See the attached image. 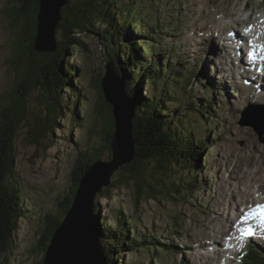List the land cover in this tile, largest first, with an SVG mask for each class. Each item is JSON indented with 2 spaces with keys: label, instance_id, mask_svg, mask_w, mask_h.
<instances>
[{
  "label": "rangeland",
  "instance_id": "obj_1",
  "mask_svg": "<svg viewBox=\"0 0 264 264\" xmlns=\"http://www.w3.org/2000/svg\"><path fill=\"white\" fill-rule=\"evenodd\" d=\"M222 2L225 3L226 0H143L139 7L143 11L138 12L141 16L139 14L135 16L140 21L139 24L144 25L143 29L148 30L151 26L142 24L141 19L145 18L146 21L159 22L162 27V30L159 31L162 40L161 49H164L167 54L172 49L174 50L175 58L171 60L173 64L179 62L181 68L188 67V69L194 65L200 66V69L205 67L207 69L205 78L218 85V88L214 87L219 105H217L216 111L218 113H215L213 123L219 125L220 129L214 132L208 130L212 142H210L206 151L208 159L203 157V166L201 167V169L204 167L202 173L205 178L203 175L202 178L205 182L202 190L195 192L194 198L187 197V199H184L178 197L176 202H169L167 199L159 202L154 197L145 194L140 202L138 201L140 197L137 188L134 189L131 184V187L120 190L115 187L114 190H116L111 193L112 197L110 199H99L102 192L98 194L96 199L97 206L101 207V215L109 221L110 227H115L116 220L122 211L129 216L128 223H131L135 228L132 231L133 233L144 237L154 232L159 241L174 243L181 249L179 253H176V251L171 253L167 249L160 248L163 257L160 264H226L225 261H228L227 264H229V261L236 260L237 258L233 257L231 251L238 250L239 246L235 247L228 242L223 245H219L218 242L209 243L203 235L205 231L206 235H211L207 234L209 232L206 227L213 226L212 224H215L220 218L224 221V227L228 228L237 215L238 211L234 201H226L222 206L216 205V203L220 202L221 204L227 196H235L238 199L243 186H246L245 183L243 186L240 185L239 178L252 166H254L253 169H259V163L251 165L244 161L247 155L251 152H257L258 157L264 160V133L261 135L243 116L250 105L258 106L260 110L263 109L255 100V102L252 100L253 98H250L252 101H249L240 89L235 91L231 79L232 73L238 75L236 74L235 64L239 61L246 64V50L239 60L232 61V53L227 47L228 37L226 39L223 37L228 34L225 33L220 37V31H216V33L213 32L216 36L211 38L212 32L206 34L204 33L206 31L200 28L203 24H206L203 25V29H210V23L214 26L212 23L213 18L209 23V19L204 17V13L213 11ZM259 2L252 5L258 6ZM20 7L19 0H0V115L4 111H10L11 102L21 94L25 93L28 96V90L26 91V89L30 86V83H27L26 86L21 78L24 69H18L16 65L19 58L25 57L24 48L28 45L27 34H30L26 28L25 17L28 16V11L23 14L24 18H19L18 14H22L19 11ZM262 8L264 9V5ZM262 8L256 10L261 9L262 11ZM30 13L32 15V12ZM262 16L260 14L259 20L256 22L250 19L257 29H261L260 21H264ZM18 18L20 19L19 22H17ZM244 18L242 17V19ZM225 21L226 19L224 21L220 20V26ZM232 21L237 20L228 22L232 24ZM249 25H251L250 22ZM223 26L229 27V23ZM238 28L233 29L235 31ZM173 32H177V34H173ZM232 38L231 36L230 39L233 40ZM142 39L146 41L150 38L145 36ZM217 42L220 46H226L229 51L226 50L229 61L221 57V59L219 57L213 58L211 55L210 51L213 50L211 48L216 49ZM85 43L88 46V51L82 50L72 56L73 63L79 70L80 91L86 97L82 107L84 114L81 113V120L78 125H75V122L72 121V107L75 101L70 90H65V98L71 106L64 104L65 114L62 116L61 121L57 120L58 129L54 132L48 131L42 140V145L35 144L29 135L30 125L31 122L34 123L35 117L40 119L47 117L50 96L47 94V90L44 91L45 88L40 87L30 90V96H25L28 107L27 121L21 126L15 141L17 159L14 169V182L21 192L24 201L23 209L27 211L32 209L31 216L34 219H29L26 214V218L23 217L18 221L17 231L13 233V250L0 257V264H43L45 251L42 252L38 247L40 233L41 230L45 229L46 223H52L58 216L59 205L64 200V196L69 194L72 186V175L77 172L79 166H84V161L89 158L90 154H99L103 157L101 160L105 161H109L112 157L111 151L107 149L108 145L105 142L106 134L111 132V128L106 127L109 113L100 108L101 112L98 108L100 94L94 84L95 79L98 81L100 77L102 79L107 73L106 47L105 43L95 36L87 39ZM244 43L246 42L244 41ZM183 44H187L186 47L192 49V56L188 59L184 56L183 47L185 46ZM215 54L220 56L218 47ZM220 62L229 71L224 68L222 71L219 70L218 64ZM209 67L211 68L209 69ZM201 75L202 73L199 71L196 75L197 78L191 81V90L198 92L196 98L199 99L202 98V95L203 97L210 96L201 87L199 81L202 78ZM257 79L264 83L258 77ZM96 80L95 82H97ZM221 80L224 83L223 87ZM182 84L183 87L177 90L180 94H183L184 88L187 87L184 82ZM231 87L232 89H230ZM171 88L174 87L171 86ZM149 89V85L144 81L141 90L144 92V90L149 91ZM224 89H226V92ZM221 90L225 93L221 96L220 102L218 93ZM246 95L250 96V91H246ZM182 103L181 108L180 102H172L169 106V110L174 113L172 114L173 117H181L184 113L189 118L185 106L188 105V109H190V105L194 104L189 100H184ZM254 104H257V106ZM197 105L200 107L199 103ZM177 109L182 111L175 113ZM206 125L208 126V123ZM203 126H205L204 123ZM1 129L0 117V144L4 139L3 137H5ZM82 152L84 153V160L80 162ZM92 157L96 158L98 156ZM177 172L174 176L175 183L180 182L179 177L185 179L187 175L181 170L179 173ZM156 179L161 178L157 176ZM156 179L153 180L155 185L157 183ZM160 184L162 185V182ZM182 196L184 197L185 194ZM258 196L257 194L255 197ZM211 232L213 234V231ZM202 242H204L203 247L205 249L201 248ZM211 245L217 248L208 250ZM253 245L256 247L255 243ZM263 248L262 252H264ZM215 251H218L217 255L220 254L222 258L213 255L212 253ZM148 254L147 249L136 254H128L125 251L117 261H122L125 264H144ZM147 263L150 264V259L147 260Z\"/></svg>",
  "mask_w": 264,
  "mask_h": 264
},
{
  "label": "trees",
  "instance_id": "obj_2",
  "mask_svg": "<svg viewBox=\"0 0 264 264\" xmlns=\"http://www.w3.org/2000/svg\"><path fill=\"white\" fill-rule=\"evenodd\" d=\"M19 1L21 4L19 11L22 14H18V17L24 18L23 14L28 11V16L25 17L26 28L30 34H27L28 45L24 48L25 57L19 58L16 65L18 69H24L21 78L25 85L30 83L26 89L28 96L30 90L39 87L45 88L44 91L47 90L50 96L47 117L45 119L35 117L34 123L31 122L29 135L33 142L42 145L47 132L58 129L57 120L61 121L65 114L64 104L71 106L65 98V90H70L75 101L72 107V121L75 125L79 124L81 113L84 114L82 107L86 97L80 91L79 70L73 63L72 56L82 50L88 51L85 41L95 36L105 43L107 65H113L118 76L126 82V92L136 99L138 110L132 131L133 139L137 144V159L120 170L111 186L102 191L99 199H110L111 193L116 189L131 187V184L134 189L137 188L140 202L145 194L159 202L163 199L176 202L178 197L194 198L195 192L201 187L196 175L200 172L202 157L211 141L209 129L203 126L202 121L204 118L208 121L215 113L214 102L211 103L203 95L200 99L196 98L198 92L191 90L190 81L185 83L187 87L184 88L183 94H180L177 90L182 88L184 81L177 77L183 75H176L175 79L168 77L161 62H151L153 59L145 55V46L149 43L144 42L143 35L139 32L147 31L152 38L154 30L158 31L161 27L157 22L149 30L141 28L140 21L135 16L139 11H143L139 8L143 0H68L67 5L61 10V22L57 28V49L54 52H38L35 48L39 24V0ZM19 18L17 22L20 21ZM141 23L149 24L145 18L141 19ZM95 80V88L100 94L98 108L109 113L106 127H110L111 132H106L105 142L108 145L107 149L111 151L114 132L111 107L104 100L101 77L96 80L97 82ZM144 81L149 85V91L141 90ZM26 95L21 94L13 100L10 111H4L0 115L1 132L5 135L0 144V257L13 250V233L17 231L18 221L27 216L29 219H34L30 214L32 212L23 209L24 201L14 182L17 159L15 141L21 126L27 121L26 97L28 96ZM184 100L194 104L190 105V109L185 104L189 118L184 113L181 117H173L174 113L169 110V106L172 102H180L181 108ZM181 111L177 109L175 113ZM83 155L82 152L80 162L84 160ZM88 157L84 161V166H79L77 172L72 175V186L69 194L64 196V200L59 205L58 216L52 223H46L45 229L41 230L38 247L42 252H46L54 232L64 221L66 213L72 206L73 194L78 189L81 178L96 161L103 158L95 153ZM180 170L187 175L185 179L177 178L180 182L175 183V172L179 173ZM157 176L161 179H156ZM155 179L156 185L153 183ZM95 215L98 218L97 226L101 233V243L109 258V264H125L117 261L125 251L128 254H136L147 249L149 254L144 264H147L151 256L153 259L156 258L155 252L158 254V247L153 245L156 242L154 243L152 238L133 233L134 227L128 223L129 216L122 211L115 227H110L109 221L101 215V207L97 205Z\"/></svg>",
  "mask_w": 264,
  "mask_h": 264
},
{
  "label": "water",
  "instance_id": "obj_3",
  "mask_svg": "<svg viewBox=\"0 0 264 264\" xmlns=\"http://www.w3.org/2000/svg\"><path fill=\"white\" fill-rule=\"evenodd\" d=\"M68 0H39L36 50L54 52L57 49V28L61 10ZM101 91L111 107L114 122L111 159L96 161L81 178L73 194V204L64 221L56 229L45 252L43 264H109L101 246V233L96 220V199L99 193L111 186L115 175L137 159L133 139V123L137 117V103L126 92V85L107 65L101 79Z\"/></svg>",
  "mask_w": 264,
  "mask_h": 264
},
{
  "label": "bare ground",
  "instance_id": "obj_4",
  "mask_svg": "<svg viewBox=\"0 0 264 264\" xmlns=\"http://www.w3.org/2000/svg\"><path fill=\"white\" fill-rule=\"evenodd\" d=\"M263 5H264V0H260V2L258 3V6H256V5L253 6L251 0H226L225 3L222 2L220 5H218L215 10L211 11L210 13H208V12L205 13V17L207 18L209 16L210 21H211V18H213L212 23L214 26H212V27H214L215 33H216V31H220V33H221L220 37H222L223 34H225V33L229 34V32L232 31V25L230 22H228L230 20H237V21H239L240 24L245 25L246 27L250 26L251 30L250 31L246 30V34H247L248 38H245V36L243 37L240 35L241 34L240 32L243 33V31L240 28H238L239 33L236 34L235 33L236 31L234 32V29H233L234 33L231 34V36L233 37V41L235 40V38H238L240 44H243L244 41L246 42V45L242 48V50L240 48L238 49L236 46V43L232 42V40L230 38H227V41H228L227 47L230 50V53H232V61L236 62L237 60L240 59V56L243 54V52L245 51V47L247 46L246 50H248V51H245L246 64H244V62H242V61L237 62L235 65H236V74H238V75L236 76L234 73H232L231 79H232L235 91L240 89V87L236 84L237 81L240 80L243 83L245 81L248 84V86L246 88L249 89L248 87H250L252 89V91H250V96L252 95L251 99L253 98V100H255L257 102V104H259V105L264 103L263 102L264 101V83H261L257 79V77L259 79H261V77L264 78V72H260L259 69L252 72V69L249 67V60H248L249 58H248V56H246V52L248 55V53L253 50L252 49L253 44L261 45V44H259L257 39L263 38L262 42H264V28L261 27V29H257L253 25V22H256L259 20L260 14L263 15L262 17H264V9L262 8ZM257 8H262V11H261V9L256 10ZM245 11H250L249 15L244 19L240 18L241 13L245 12ZM224 19L227 20L226 23H229V27H224L223 24H222V26H220V20L224 21ZM246 21H249L251 23V25H247ZM260 22H264V21H260ZM218 26H220V27H218ZM204 27H208V26H204ZM236 28H237V26H236ZM249 33H250V35H249ZM249 42H250V44H249ZM217 47L220 51V56H217V54H215ZM217 47H216V49L211 48V49H213L210 51L213 58H217V57H219V59L226 58L229 61V56L226 53V50H227L226 46H218L217 45ZM183 49H184V54H185L184 56L186 59H188L190 56H192V49L190 47L189 48L183 47ZM213 60H218V59H213ZM227 63H229V62H227ZM222 65H223V63H221V62L218 64V68H219V70L221 69V71L224 68ZM259 65H263V62H260ZM224 69L229 71L228 68H224ZM226 70H224V72H226ZM242 70H243V72H242ZM261 80L264 81V79H261ZM221 82H222V87H223V84H224L223 80H221ZM124 83L126 85V82H124ZM230 89H232V87ZM224 91L226 92V89H224ZM225 92H222V90L220 91L221 95H223ZM135 101H136V99H135ZM259 111L261 113L260 109H259ZM244 161L247 164H251V165L253 163L254 164L259 163L260 164L259 169H256V168L253 169L252 167H254V166H252V167L248 168L249 170H247V172H244V174L239 178L240 185L243 186V184L245 183L246 186H243V189L241 187L242 190L240 192L238 199H236L235 196H231V197L224 196L226 198L224 199V201L221 204H220V202L216 203V205L222 206L223 204H225L226 201L227 202L228 201H234L236 209H237V211L239 210V214L242 216V218L244 216V213L241 211V205L255 204V202L257 203V200L261 199L260 196L259 197L253 196L252 191H256L255 193L264 192V180H263L264 179V160L262 158L260 159L258 157L257 152H251L250 154L247 155V157ZM237 214H238V212H237ZM239 214H238V217L235 218V220L242 219ZM95 220H96V223H98L97 217H95ZM243 223H244V221H243ZM212 225L213 226H207L206 227V230L209 232L207 234H211V235H206V231H205V233L203 235L205 237V240H207L209 243L218 242L219 245H223L225 242L223 240L229 239V235H228L229 232H228V230H226L228 228H225L226 226L224 227V221L221 218L218 219L216 221V223L212 224ZM233 225H235L234 221H233ZM211 231H213V234ZM234 240H235L234 238L230 239V241H232V242H234ZM172 244L168 243L167 246L171 247ZM101 246L103 247L102 243H101ZM201 246H204V242H202ZM103 249H104V247H103ZM211 249H214L213 245L209 246V248H208V250H211ZM179 250H181V249L178 248L177 250H172V251H176V253H177V252H179ZM217 253H218V251L215 252L213 255H217ZM217 256H220V254H218ZM221 258H222V256H221ZM108 260H109V258H108Z\"/></svg>",
  "mask_w": 264,
  "mask_h": 264
},
{
  "label": "snow or ice",
  "instance_id": "obj_5",
  "mask_svg": "<svg viewBox=\"0 0 264 264\" xmlns=\"http://www.w3.org/2000/svg\"><path fill=\"white\" fill-rule=\"evenodd\" d=\"M251 29H249L250 31ZM252 51L248 53V58L255 64L264 62V45H252ZM257 49H259V54L257 52ZM259 71L264 72V68L259 69ZM259 214L262 222H264V206L259 207L258 209L254 210L253 215ZM246 219V218H245ZM242 235L251 236L253 235L251 229H240Z\"/></svg>",
  "mask_w": 264,
  "mask_h": 264
}]
</instances>
